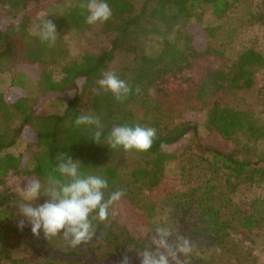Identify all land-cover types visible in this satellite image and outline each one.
Listing matches in <instances>:
<instances>
[{
	"label": "trees",
	"instance_id": "obj_1",
	"mask_svg": "<svg viewBox=\"0 0 264 264\" xmlns=\"http://www.w3.org/2000/svg\"><path fill=\"white\" fill-rule=\"evenodd\" d=\"M42 1L50 0H0L7 13L0 24V85L11 73L9 88L19 93L12 98L9 91L0 90V264H119L122 254L137 252L143 244L113 214L106 221H94L96 236L80 246L73 247L64 235L55 236L51 250L62 249L63 259L18 257L31 247L34 235L28 224L18 229L21 216L11 206L8 183L21 175L43 179L60 152L78 159L85 170L106 176L110 189L123 188L121 199L148 219L156 217L159 208H169L178 231L190 228L209 239L227 261L239 256L233 234L247 240L264 236L263 201L243 204L232 197L242 184L264 182V149L258 146L264 142V104L256 111L245 97L264 68V55L247 47L228 62L224 52L209 43L219 28L203 24L207 12L221 18L248 0H109L112 15L94 25L85 22V0H74L63 13L48 17L57 26L53 45L40 41L38 26L31 30ZM193 25L200 27V37ZM69 33L104 36L108 47L69 59L65 39ZM153 35L162 38L157 55L146 52ZM123 55L131 62L114 73L128 82L131 91L118 100L97 81ZM201 58L216 64L200 85L190 83L176 91L173 87L184 82L178 80ZM24 65L37 67V76ZM57 65L58 79L52 70ZM28 82L34 95L28 92ZM60 95L67 101L63 112L40 113L42 102ZM198 110L206 115L209 133L231 142V148L200 139L198 123L185 116ZM81 111L99 115L105 133L129 122L154 127L156 136L145 151L112 149L92 141L85 126L74 125ZM23 136L27 139L23 152H6ZM182 142L179 151L171 150ZM175 160L179 174L171 177L166 165ZM167 180L175 187L156 194ZM198 263L208 264L201 259Z\"/></svg>",
	"mask_w": 264,
	"mask_h": 264
},
{
	"label": "rangeland",
	"instance_id": "obj_2",
	"mask_svg": "<svg viewBox=\"0 0 264 264\" xmlns=\"http://www.w3.org/2000/svg\"><path fill=\"white\" fill-rule=\"evenodd\" d=\"M74 0H50L42 1L39 6V12L32 23L31 30L35 31L38 26L39 19L48 15L61 14L66 11ZM7 13L0 7V24L4 22ZM204 25L217 26L219 28L215 37L209 39V43L224 52L228 62L233 61L239 52L247 47H253L264 55V0H248L243 4L236 5L230 10L228 14L221 18L213 17L210 12H207L204 17ZM192 31L201 36V29L198 25L192 26ZM66 43L69 48V59L80 58L85 52H99L101 49L108 47V40L106 37L98 36L91 33L76 34L69 33L66 35ZM161 36L153 35L148 38L146 43V52L151 55H157L160 52ZM131 57L123 55L117 57L110 65L109 70L115 72L119 68L130 64ZM216 64V60L209 58L199 59L194 69L187 71L183 74L181 85L173 87L176 91L182 90L188 84L192 83L194 86L200 85L206 73L211 70ZM22 68L37 76L39 70L35 66L24 65ZM53 75L55 78L61 77L60 66L53 67ZM189 78L191 79L189 82ZM188 79L186 83V80ZM11 73L4 75V81L0 85V90L9 91L12 98L19 96V93L11 90L10 87ZM11 90V91H10ZM28 92L34 95L35 89L28 82ZM64 95L52 96L46 99L40 105L41 114L61 113L66 107V99ZM245 97L251 106L256 111H260L264 104V68L261 69L256 75L255 86L252 91L247 92ZM185 116L198 123L200 139L213 146L220 148H231V142L222 140L217 135H212L205 127L206 115L204 111H187ZM26 137H20L15 145L6 150V152L19 154L26 149ZM183 146L181 144L171 147V150L179 151ZM260 149H264V142L258 144ZM179 161L175 160L166 165V172L171 177H177L179 174ZM35 177L34 175H21L13 177L8 186L13 201L11 206L14 208L15 213L20 215L16 209L15 201L19 198L20 187H23L27 178ZM175 183L172 180L163 182L160 187L156 189V194L160 195L164 191L174 188ZM233 200L236 203L249 204L251 201L261 200L264 205V182L260 184H242L238 187L237 191L233 194ZM42 202V197L40 198ZM157 216L166 214L167 219L174 223L171 218V210L168 208H159ZM114 215L117 220L123 224L127 229H130L131 235L145 244L150 245V232L152 230L153 219H148L142 212L132 208L125 200L121 199L114 205ZM156 216V217H157ZM27 224V222H25ZM179 231L180 234L187 235L190 242L193 243V250L187 256H181L179 264H199L198 260L208 264H264V236L254 238V240H247L242 235L233 234V239L238 245L239 256L227 261L222 254V251L215 244L210 242L209 239L201 237L194 231ZM189 231V232H188ZM54 237H46L41 232L40 235L32 237V245L24 252L18 255L19 258H25L29 261L35 259L50 260L63 259L66 255L52 251L55 246L53 244ZM130 257L131 264H139L138 251L127 254ZM176 264V262H174Z\"/></svg>",
	"mask_w": 264,
	"mask_h": 264
},
{
	"label": "clouds",
	"instance_id": "obj_3",
	"mask_svg": "<svg viewBox=\"0 0 264 264\" xmlns=\"http://www.w3.org/2000/svg\"><path fill=\"white\" fill-rule=\"evenodd\" d=\"M85 22L89 25L107 21L112 15L109 0H85ZM50 15L39 19L37 35L41 42L53 45L58 37L57 26ZM100 88L111 92L118 100L126 98L130 91L128 82L113 71L106 70L97 81ZM85 126L96 143L107 144L112 149L125 151L148 150L156 136V129L139 123L114 125L106 133L99 115L79 112L73 121ZM124 196L123 188H109L106 176L85 170L78 159L60 152L52 169L43 179L31 177L20 187L15 207L21 218L17 227L23 230L25 222L33 235L42 232L46 237L64 235L73 247L92 241L96 236L94 221H106L114 214V205ZM41 197H45L40 201ZM150 245H139V264H179L181 256L193 250L187 235L180 234L166 214L153 218ZM98 243V241H97ZM138 245L130 243V247ZM119 264H131L127 253Z\"/></svg>",
	"mask_w": 264,
	"mask_h": 264
}]
</instances>
